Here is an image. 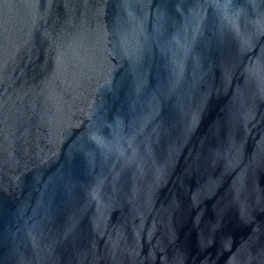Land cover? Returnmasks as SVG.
I'll return each mask as SVG.
<instances>
[{
  "label": "water",
  "instance_id": "water-1",
  "mask_svg": "<svg viewBox=\"0 0 264 264\" xmlns=\"http://www.w3.org/2000/svg\"><path fill=\"white\" fill-rule=\"evenodd\" d=\"M0 264H264V0H0Z\"/></svg>",
  "mask_w": 264,
  "mask_h": 264
}]
</instances>
